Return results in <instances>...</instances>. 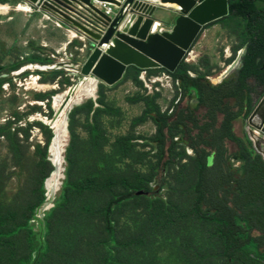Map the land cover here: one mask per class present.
I'll use <instances>...</instances> for the list:
<instances>
[{
  "label": "rangeland",
  "instance_id": "rangeland-1",
  "mask_svg": "<svg viewBox=\"0 0 264 264\" xmlns=\"http://www.w3.org/2000/svg\"><path fill=\"white\" fill-rule=\"evenodd\" d=\"M22 4L0 0L6 5L0 9V264H226L223 250L230 240L193 214L198 165L192 150L179 142L180 131L166 132L163 146L158 142L154 117L169 114L178 96L173 78L159 70L128 68L116 85L98 84L95 99L72 104L70 111L65 106V177L55 196L48 197L45 181L55 172L50 147L56 134L45 119L63 108L55 107L56 95L79 78L66 69L42 68L69 60L82 67L91 49L36 9L21 11ZM172 9H157L161 28L173 24ZM243 24L226 17L207 26L192 49L199 59L187 62L186 55L182 68L216 78L222 65L245 51ZM28 54L50 62L25 63ZM260 89L254 87L252 104ZM235 127L238 135L255 133L244 122ZM168 136L177 143L171 145ZM260 139L254 143L264 154ZM56 149L60 153L59 145ZM130 190L137 197L115 209L116 238L110 239L104 210ZM229 264H264V259L238 251Z\"/></svg>",
  "mask_w": 264,
  "mask_h": 264
},
{
  "label": "trees",
  "instance_id": "trees-1",
  "mask_svg": "<svg viewBox=\"0 0 264 264\" xmlns=\"http://www.w3.org/2000/svg\"><path fill=\"white\" fill-rule=\"evenodd\" d=\"M258 4L263 6L258 7ZM228 12L229 17L244 23L247 38L241 67L233 77L214 86L200 81L201 78H190L182 68V62L174 73L164 69L145 70H159L178 79L182 97L196 95L198 106L195 108L178 105L169 114L156 115L154 120L161 136L158 142L162 146L166 132L168 135L171 131H180V142L192 150L198 165L193 214L201 221L218 226L217 234L230 240L223 250L226 264L238 251L252 252L264 259V161L245 133L238 135L235 132V124L244 122L254 108L250 98L254 87L264 85V0H228ZM24 61L41 65L50 62L31 54L26 55ZM253 78L256 84L249 86ZM201 108L204 109L202 114L199 113ZM70 132L73 135L71 127ZM168 137L171 145L177 143L172 136ZM252 140L260 142L258 135ZM228 144L234 149L230 150ZM52 167L54 170L53 164ZM141 189L145 193L148 191ZM136 197V191L130 190L115 196L106 206V233L110 239L116 238L115 209Z\"/></svg>",
  "mask_w": 264,
  "mask_h": 264
},
{
  "label": "water",
  "instance_id": "water-1",
  "mask_svg": "<svg viewBox=\"0 0 264 264\" xmlns=\"http://www.w3.org/2000/svg\"><path fill=\"white\" fill-rule=\"evenodd\" d=\"M20 1L42 13L44 18L58 23L68 32V37L71 33L75 34L82 41L83 48L89 46L91 49L82 67L74 65L69 60L42 68L43 70L66 69L71 75L78 76L79 80L69 88V94L74 93L78 85L88 77L96 79L97 84L114 86L124 78L129 67H136L142 71L164 69L168 73H174L201 29L228 15V0ZM98 3L115 6L114 14L107 15ZM167 4L174 6L172 10L176 16L169 29H159V25H163L164 22L159 21L155 13L157 9L165 8L163 5ZM154 22L160 23L157 30H154L156 26ZM243 54L244 50L239 52L233 68L226 73V76L237 65L241 66ZM69 96L62 104L63 108L55 111L50 120L51 129L53 121H56L68 104ZM244 123L250 131L258 135L259 139L260 137L264 139V91ZM249 140L264 161V154L259 151V145H256L251 138ZM51 156L53 153L50 147V161L56 173L63 163L60 164L55 156ZM61 170L62 173L58 175L64 178L65 168L61 166ZM54 173L50 178L55 177ZM50 178L45 181L47 193L54 191L49 190L47 186Z\"/></svg>",
  "mask_w": 264,
  "mask_h": 264
},
{
  "label": "bare ground",
  "instance_id": "bare-ground-1",
  "mask_svg": "<svg viewBox=\"0 0 264 264\" xmlns=\"http://www.w3.org/2000/svg\"><path fill=\"white\" fill-rule=\"evenodd\" d=\"M0 6H2L0 9H6V5L5 6L0 5ZM163 7H165V8H174L173 5H169V7H168V4L167 5H163ZM18 9H20L21 11H28V12L31 11L30 6H28L27 4L26 5H24V4L19 5ZM159 24L160 23L157 24V22H154V25H156L154 30H157V26ZM71 34L69 36H71ZM73 37L75 38L76 36H73ZM192 59H193V56H192ZM234 64H235V62L230 64L229 65L230 67L226 66L225 68H223V70L217 76H215L216 78L211 79V81L214 82V83H217V82H220L221 80H223L224 77H226V73L230 69L233 68ZM209 78H211V77H209ZM97 85L98 84H97L96 79L88 77L80 85H78V88L76 89V91L74 93H72V94L70 93L69 94V89H68V90H66L68 92L65 91L63 93H60V94L56 95V97L54 99V105H55V107L61 108L62 104L65 103V100L68 97V95H70L69 96L70 100H69V102L67 104L68 106L66 105L67 106L66 108L68 109L67 111H70L71 110L70 108H71L72 104L78 105V104L88 100L90 96L93 99H95L97 97V90H98V86ZM55 107L53 106L54 110H55ZM67 114H68V112H64V110H63L62 114L56 119L55 122L53 121V123H52L53 124L52 130L56 134V139L53 142V144L51 145V153H53V156H55L58 159V161L60 160V164L61 163L64 164V159H63L64 150L63 149L67 146L65 144L66 143V134L68 133V131H67L68 130V128H67L68 125H67V121H66V115ZM48 120L49 119H45V123L49 124L50 121H48ZM254 134H253L254 136H257L256 133H254ZM64 139H65V141H64ZM57 145L60 146V153L57 152V149H56ZM53 156H51V157H53ZM63 164L61 166L64 167ZM61 166H60V169L58 171L62 173ZM54 170H55V168H54ZM62 178L63 177L58 176V178L55 179V180L52 179V178H50L48 180L47 186H48V184L51 185L48 189L49 190H51V189L54 190L53 192H49L48 193V197L52 196V198H53L55 196V194L58 191V188L61 186V179Z\"/></svg>",
  "mask_w": 264,
  "mask_h": 264
},
{
  "label": "flooded vegetation",
  "instance_id": "flooded-vegetation-1",
  "mask_svg": "<svg viewBox=\"0 0 264 264\" xmlns=\"http://www.w3.org/2000/svg\"><path fill=\"white\" fill-rule=\"evenodd\" d=\"M226 17H229V12H228V15L226 16ZM226 17H224V18H226ZM224 18H222V19H224ZM222 19H220V20H222ZM220 20H217V21H220ZM215 22H213V23H211V24H214ZM211 24H208V25H206V26H204L202 29H201V31L199 32V34L197 35V37H196V39L194 40V42L191 44V46L189 47V49H188V51L186 52V54H185V56L186 55H188V58L187 59H185V57H184V59L187 61V62H192V63H196L197 62V60L199 59V55H195L194 54V51L192 50L193 49V46H194V44H195V42L197 41V39L200 37V35L202 34V32L204 31V29L207 27V26H209V25H211ZM246 50V49H245ZM242 51V50H241ZM227 54L230 52V50L228 49L227 51ZM225 52V53H226ZM240 52V51H239ZM239 52L237 53V56H238V54H239ZM244 53H245V51H244ZM229 56H230V53L228 54ZM244 55V54H243ZM242 55V56H243ZM192 56H193V59H192ZM237 58V57H236ZM183 59V60H184ZM197 59V60H196ZM183 62V61H182ZM234 62V61H233ZM233 62H231V63H233ZM192 63H189L190 65L192 64ZM219 63H221V62H219ZM230 63V64H231ZM230 64H228V65H230ZM219 66H220V64H219ZM226 67V65H222V68H225ZM241 67V66H240ZM238 65L232 70V72H233V74H236V72L238 71V69L240 68ZM262 69L264 70V64H263V66H262ZM214 71H216V70H214ZM222 71V70H221ZM217 72V74H216V76L220 73V70H218V71H216ZM186 73H187V75L190 77V78H192V79H199V78H201V79H199L200 81H207L208 83H212V81H211V78H209L210 76L208 75L207 77H205V76H201V75H199L197 72H195V71H193V68L191 67V71H190V69L189 70H187L186 71ZM233 77V76H232ZM173 78V77H172ZM230 78V77H229ZM252 81V83H254V84H256V79H251ZM173 81H174V83H175V86H176V89H177V91H178V96H177V99H176V101H175V105L176 106H178V105H184V106H189L191 109H193V108H195L196 106H198V100L196 99V95L194 94V93H192V94H190L189 96H185V97H182V95H181V90H180V81L178 80V79H175V78H173ZM222 81V80H221ZM217 82L218 83V85H220L222 82ZM211 85H214V84H211ZM218 85H214V86H218ZM261 87V89H260V94H259V97H258V100H259V98H260V96L262 95V93H263V91H264V89H263V87H264V85H262V86H260ZM194 95H195V97H194ZM257 99V98H256ZM257 103V102H256ZM176 106H174V107H176ZM173 107V108H174ZM179 142H180V139H179ZM181 143H183L187 148H189L184 142H181Z\"/></svg>",
  "mask_w": 264,
  "mask_h": 264
},
{
  "label": "built area",
  "instance_id": "built-area-1",
  "mask_svg": "<svg viewBox=\"0 0 264 264\" xmlns=\"http://www.w3.org/2000/svg\"><path fill=\"white\" fill-rule=\"evenodd\" d=\"M100 5H101V7L103 8V10L105 11V13L107 15L114 14V11H115L114 8H115V6H113L111 4H106V3H100ZM162 76L165 77V78H167V79H169V76L166 75V74H164V73H162ZM157 80H158V78L153 79L152 80V83L157 82Z\"/></svg>",
  "mask_w": 264,
  "mask_h": 264
},
{
  "label": "clouds",
  "instance_id": "clouds-1",
  "mask_svg": "<svg viewBox=\"0 0 264 264\" xmlns=\"http://www.w3.org/2000/svg\"><path fill=\"white\" fill-rule=\"evenodd\" d=\"M98 5L101 7L100 3H98ZM101 8H102V7H101ZM102 9H103V8H102ZM114 10H115V8H114ZM114 12H115V11H114ZM111 15H112V14H111ZM46 19L48 20V18H46ZM55 25H57L58 27L62 28L58 23H55ZM161 26H162V24L159 25V29H166V28H161ZM67 33H68V32H67ZM142 72L145 73V71H142ZM162 73H164V74L170 76L169 74H167V73H165V72H162Z\"/></svg>",
  "mask_w": 264,
  "mask_h": 264
},
{
  "label": "crops",
  "instance_id": "crops-1",
  "mask_svg": "<svg viewBox=\"0 0 264 264\" xmlns=\"http://www.w3.org/2000/svg\"><path fill=\"white\" fill-rule=\"evenodd\" d=\"M23 3V2H22ZM24 4V3H23ZM168 7H169V5H168ZM259 87V86H258ZM257 91V90H256ZM254 94H256V93H254ZM258 97H259V95L257 94V99H255L254 100V103H253V107L256 105V102L258 101ZM236 128V127H235ZM236 130V129H235Z\"/></svg>",
  "mask_w": 264,
  "mask_h": 264
}]
</instances>
